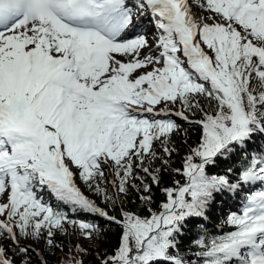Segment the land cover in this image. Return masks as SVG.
<instances>
[{
  "label": "snow or ice",
  "instance_id": "obj_1",
  "mask_svg": "<svg viewBox=\"0 0 264 264\" xmlns=\"http://www.w3.org/2000/svg\"><path fill=\"white\" fill-rule=\"evenodd\" d=\"M194 6L212 23L195 19L188 0H0V264H16V253L21 264L33 254L47 264L21 240L63 248L54 237L69 228L103 238L99 224L46 202L45 189L71 212L119 227L99 264H264V187L251 188L264 185V144L250 147L264 140V0ZM145 15L154 45L143 33L127 38ZM172 116L200 129L181 168L170 167L172 138L187 131ZM232 157L239 168L208 174ZM165 171L184 179L161 188L153 208ZM130 190L146 214L126 208ZM242 193L223 221L229 230L198 232L188 247L199 251L185 258L189 225L216 196Z\"/></svg>",
  "mask_w": 264,
  "mask_h": 264
},
{
  "label": "trees",
  "instance_id": "obj_2",
  "mask_svg": "<svg viewBox=\"0 0 264 264\" xmlns=\"http://www.w3.org/2000/svg\"><path fill=\"white\" fill-rule=\"evenodd\" d=\"M175 109V108H173ZM172 119L176 120L177 123L181 124L183 129L187 131V135L184 136L182 133L173 136V142L177 148V152L174 153L171 157L170 167L171 168H181L182 161L184 156L188 153L189 148L195 146L198 142V137L200 134V129L197 126L189 125L180 118L172 116ZM186 141V142H185ZM264 144V140L256 139L255 143L250 147L255 148L258 145ZM157 150H159V145H156ZM159 161L153 165L158 166ZM227 167H232L234 170L240 167V162L236 157L229 158L227 160H219L217 167H209L207 169L208 174H223ZM75 171V169H73ZM143 175V173H141ZM108 179H111V175H108ZM148 183H151L150 178H146ZM183 177L179 174H176L171 171H165L161 173V182L160 185H152V195L154 203L153 208H156L160 201L165 199L164 194L161 192V188L166 186H173L175 180H180L183 182ZM75 182L81 191L89 197L90 199L95 200L101 207H104V204L101 201V198L98 197L93 191H90L87 186L79 179V176H76ZM247 187V186H246ZM264 185H261L259 182L251 185L252 190H260ZM39 195L48 203H50L54 208L59 207L60 210H63L69 214L74 219L84 220L92 223L99 224L102 229H104L103 238H96L97 244H86L79 240L81 237L79 233L73 234V230L69 228L68 235L56 234L54 240L56 243L63 245V248H52L48 249L43 242H33L31 240H21V244L28 245L31 244L38 252L41 253L44 260L47 261V264H69V262H74L76 259L83 260V264H99V257L97 253L101 255H107L117 244L118 234L120 229L118 226L112 224L109 225L103 218L84 213H73L68 206L58 202L46 189L41 191ZM244 195H235L228 194L224 196H216L214 202L209 206V209L206 214V219H198L195 221V226L192 224L189 225L190 230L186 231L179 241L180 247L183 250L182 255L185 258L195 259L194 253L199 251L198 248L192 247L189 248L191 240L198 238L197 233L203 234L204 229L210 235L222 234V232L228 231L229 226L223 223L226 216L232 211H239L242 204L241 196ZM126 208L130 210L139 211L141 214H146V209L144 205H141L138 199V195L130 190L129 196L126 201ZM112 214H115L114 212ZM201 224L203 227L201 228ZM0 243L8 244L7 240L0 241ZM80 244L82 248L85 249L83 254L77 253L74 245ZM16 253L15 248H10L8 255L12 256ZM16 264H21V261L24 259L22 255L16 253L15 257ZM32 264H40V257L37 255L31 256Z\"/></svg>",
  "mask_w": 264,
  "mask_h": 264
},
{
  "label": "rangeland",
  "instance_id": "obj_3",
  "mask_svg": "<svg viewBox=\"0 0 264 264\" xmlns=\"http://www.w3.org/2000/svg\"><path fill=\"white\" fill-rule=\"evenodd\" d=\"M189 5H190V9H191V14L194 16L195 19L200 20L201 17L205 18V22L207 23H212L211 20L207 19L208 15H211V13L206 12L204 9L202 8H198L195 7L194 4L195 2H197V0H188ZM199 2H204V0H199ZM142 28L140 27L139 29L141 30H137L136 34L138 33H143L147 36L149 44L154 45L156 42V30L153 26V22H152V18L151 16L149 17V15H145L143 20H142V24H141ZM135 34V35H136ZM145 52L147 51V49L144 50ZM156 53L154 52L153 55H155ZM120 59H125V57H118ZM150 69H141L137 72V75L139 74V72L142 71H148ZM173 111H175V109H173ZM79 240H81L82 242L86 243V244H93L96 245L97 244V240L93 237L91 240H87V239H83L82 237L78 238Z\"/></svg>",
  "mask_w": 264,
  "mask_h": 264
},
{
  "label": "bare ground",
  "instance_id": "obj_4",
  "mask_svg": "<svg viewBox=\"0 0 264 264\" xmlns=\"http://www.w3.org/2000/svg\"><path fill=\"white\" fill-rule=\"evenodd\" d=\"M146 16H147V15H146ZM149 17H150V16H149ZM143 18H144V16H140V17L138 18L139 23H138L137 27L135 28L136 30H141V29H139V28H140V27L142 28L141 24H142V20H143ZM153 26H154V25H153ZM131 33H133V31H132Z\"/></svg>",
  "mask_w": 264,
  "mask_h": 264
}]
</instances>
